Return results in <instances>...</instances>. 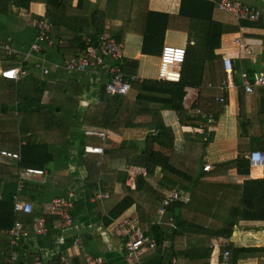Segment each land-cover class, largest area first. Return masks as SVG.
Segmentation results:
<instances>
[{
	"label": "crops",
	"instance_id": "0c3cea01",
	"mask_svg": "<svg viewBox=\"0 0 264 264\" xmlns=\"http://www.w3.org/2000/svg\"><path fill=\"white\" fill-rule=\"evenodd\" d=\"M85 1L84 11L81 0H68L67 9L77 17V21L69 24L88 23L91 30L84 37L86 52L74 56L70 49L73 36L62 28H56V38L60 39L58 41L54 37L53 26L51 35L56 42L54 47L40 42L36 22L48 16V6L43 0H35L27 11L17 9L12 5V0H0V152L6 150L17 153L19 146L23 150L33 141L37 145L46 146L51 158L42 169L46 175L33 178L24 177L25 171L19 161L0 162V197L28 203L33 207L29 214L32 219L28 215H24L26 218L22 216L20 222L25 233L16 238V241L10 233L0 235V240L13 242L10 264H50L60 255L63 256L62 260H66V255L79 257L86 263V258L90 257L100 258L102 264H129L125 253L126 239L117 232L116 222L128 216L136 220L135 208L111 225H107L106 217L125 195L122 174H130L129 185L134 188L136 176H146L147 171L140 168L127 170L123 163L124 157H114L106 170H100V155L89 153L86 148L98 146L108 150L125 144L141 146L149 134L145 124L150 117L134 115L129 122L130 127L122 133L87 125L85 120L89 111L100 102V88L110 80L109 69L112 62L105 61V66L101 68L75 72H69L67 66L74 59L85 58L83 56L89 50V40L91 48L98 49L99 37L108 27L111 28L112 39L118 44V38L125 41L122 44L124 63L127 60L139 61V80H159L162 56L143 53L144 38L136 32L137 28L140 29V20L136 22L140 13L133 10V0ZM239 1L259 8L263 15L259 22L243 25L232 14L219 10L213 13L215 21L231 29L238 28L237 31L230 30L222 36L221 47L216 54L222 58L232 57L233 78L240 89L224 90L227 92L226 106L217 123L208 128L209 133L213 134L209 142L203 138V127L202 131L192 130L181 124L173 111L167 110L161 114L163 122L172 127L175 135V158L182 160L184 155L188 156L189 144L194 143L200 148L202 140L207 141L203 163L211 166L210 171L222 162L238 159L241 154L248 156L254 152L264 153V87L257 88L252 95L242 90L244 74H251L252 79L264 75V0ZM181 3L182 0H150L149 9L153 13L178 16ZM96 27H104L100 35ZM187 27L188 24L183 29L169 30L166 45L186 49L189 39ZM237 40H241L251 53L247 54ZM37 44L41 45L38 52L34 51ZM8 47L14 50L13 54H9ZM17 68L26 72L18 80L2 76L4 71ZM46 70H49V74L45 73ZM212 89L215 88L209 87L206 90ZM221 89H218L214 103H218V97H224ZM137 96L138 92L133 90L127 97L135 100ZM199 102L200 90L186 88L185 109L191 110ZM200 118L206 122L213 120L209 117L210 120ZM62 127L67 132L64 140ZM93 131L105 132L106 138L90 135ZM160 174L156 171L149 180L151 184L158 186L162 192L166 190L165 194L174 190L159 186ZM263 178L264 168L255 167L251 169L249 177L238 176L237 171L232 169L226 173L219 170L218 177L211 179L241 184L245 180ZM100 180L104 181L102 185ZM96 182L104 192H100L99 187L94 188ZM108 194L110 198L105 199L104 196ZM56 198H64L70 204L71 223L67 224L59 216L50 214ZM113 199H118L117 203L114 206L108 205ZM38 222L46 227V232L38 233L35 230ZM238 226L239 230H236ZM247 238H254L257 243L248 244ZM75 239H80L78 246L74 245ZM213 244L212 264H220L222 252L226 250L223 248L226 246L264 248V221L240 222L231 239H217ZM146 256L142 261L149 257ZM238 264H264V252L242 256Z\"/></svg>",
	"mask_w": 264,
	"mask_h": 264
},
{
	"label": "trees",
	"instance_id": "16d2710c",
	"mask_svg": "<svg viewBox=\"0 0 264 264\" xmlns=\"http://www.w3.org/2000/svg\"><path fill=\"white\" fill-rule=\"evenodd\" d=\"M34 1L12 0V5L27 11ZM43 1L48 6L47 18L54 26L55 39L56 28L69 31L71 37L73 36L70 40L72 54L77 56L85 53L87 47L84 37L91 32L88 23L69 24L77 21V17L67 9L68 0ZM81 3L85 11L86 1L81 0ZM149 3L150 0H133V10L140 13L136 19V22L140 20V29L137 28L136 32L144 38L143 53L161 57L168 31L173 28L183 29L188 24L186 60L181 67L179 82L154 79L133 82V90L138 92L135 100L110 93L107 84L100 88V102L89 111L85 120L87 125L122 133L130 127L129 122L133 120L134 115L150 117L145 124L149 134L141 146L125 144L119 148L105 150L104 154L98 156L100 170H106L114 157H124L123 163L127 170L140 168L147 171L146 176H136L134 188L129 185L130 174H122L125 195L112 208L106 217V223L111 225L123 218L130 209L135 208L138 226L157 244L156 250L142 264H212L214 240L231 239L240 222L264 221V178L245 180L241 184L211 179L218 177L219 170L226 173L232 169L237 171L238 176L249 177L252 169L249 156L241 154L236 160L218 164L210 172L205 171L206 166L203 163L204 150L209 138L213 136L208 128L217 123L226 106V103L213 101L226 79L223 58L216 54V51L221 47L222 36L230 30L237 31L238 28L231 29L213 19V13L217 10L215 2L182 0L178 16L153 13L149 9ZM253 23L257 22L243 21L242 24ZM102 28L96 27L99 35ZM118 42L123 46L125 41L118 38ZM122 68L126 77L132 78L137 76L140 64L138 60H127L123 62ZM208 85L215 89L207 91ZM186 88L200 90V102L194 104L191 110L184 107ZM221 94L227 99V92L223 90ZM196 109L212 115L213 120L203 121L193 114ZM167 110L173 111L179 122L192 130L197 131L203 127V138L208 141L202 140L200 148L194 143L189 144V154L184 155L182 160L175 158V135L172 127L167 126L161 116L162 112ZM61 130L64 140L67 132L63 127ZM22 157L19 162L25 172L31 168L42 170L51 159L47 154V147L37 145L33 141L22 150ZM156 171L162 174L159 186L167 190H177L187 196V200L166 207L163 215L159 210L166 190L162 192L149 181ZM99 182L102 185L104 181ZM100 184L96 182L94 188L99 187V191L104 192ZM16 203L13 199L0 197V235L10 233L22 220V216L26 218L16 212ZM28 217L32 219V215ZM165 243L169 245L163 249ZM13 249L12 240H0V264H10ZM223 249L232 252V264H238L242 256L264 252V248H238L233 245ZM62 257L57 256L50 264H87L76 256L65 255L66 260H62Z\"/></svg>",
	"mask_w": 264,
	"mask_h": 264
},
{
	"label": "built area",
	"instance_id": "2783aa9c",
	"mask_svg": "<svg viewBox=\"0 0 264 264\" xmlns=\"http://www.w3.org/2000/svg\"><path fill=\"white\" fill-rule=\"evenodd\" d=\"M215 2L217 6V10L232 14L236 17V19L240 22L250 21V22H259L262 18V11L250 5H246V3L239 0H205ZM36 28L39 31L40 42L47 44L50 47H54L56 42L52 37L53 25L47 18H42L41 20L36 22ZM111 28L108 27L104 34L99 37V48L92 49L90 40L87 42L88 51L85 58L74 59L67 66V70L69 72L75 71H85L88 68L95 69L101 68L105 66V61L112 62L109 69V77L110 80L107 83V88L110 93L118 94L120 96H129L133 91V82L139 81L137 76H133L132 78L126 77L124 74L122 65L125 60V53L123 47L118 44L114 39H112ZM238 44H240L246 51L247 54L251 53V50L243 45L241 40H237ZM1 49V48H0ZM41 50V45L37 44L34 46V51L38 52ZM9 54H13L14 50L8 47ZM186 60V49L183 47L166 45L163 50L162 58H161V67L159 72L158 79L162 82H179L181 78V67ZM223 65L226 73V79L223 83V90H239L240 87L234 82V61L232 57L225 56L223 57ZM26 72L22 69H14L9 71H4L2 76L6 79L10 80H18L21 75ZM46 74H49V70L45 71ZM264 87V75L255 76L252 79L248 74H244L242 88L248 95H252L255 93L257 88ZM216 101L220 104H225V97H218ZM196 116H200L205 119H211L212 116H208L203 111L196 109L193 113ZM209 117V118H208ZM202 131V127L199 128ZM90 135L101 137L102 139L106 138V133L101 131H93L90 132ZM105 137V138H104ZM89 153L94 154H104V148L97 147H88L86 148ZM5 159H2V158ZM7 158V159H6ZM11 160H8V159ZM251 167H261L264 168V153L254 152L249 156ZM21 157L17 154H13L7 151L0 152V161L8 162V161H21ZM206 171L211 170V166L205 167ZM28 171V170H27ZM25 176L27 178L32 177H43L45 173L43 171L38 170H30L25 172ZM105 199H109V195L104 196ZM187 200V197L177 191L172 190L168 192L163 201L161 209L159 213L163 215L165 213V208L175 204L178 201ZM69 207L70 204L64 198H56L53 200L50 214L53 216H59L63 219L67 224L71 223V217L69 215ZM33 208L28 203H22L17 201L16 203V212L18 214L28 215L31 214ZM117 232L120 233L125 239V253H126V261L129 264H142L143 257L147 255L148 252L156 250L157 244L154 240H152L149 236H147L144 231L138 226L137 220L128 216L123 218L122 220L116 222ZM35 230L38 233L46 232V227L41 223H36ZM25 231L22 229L21 222L19 221L16 224V227L10 232L11 236H13L14 241L16 238L24 234ZM80 242V239L74 240V245ZM168 243L163 245V249L168 248ZM88 264H102V260L100 258L92 259L90 257L86 258ZM37 264H41L38 262ZM220 264H232V252L230 250H224L222 252Z\"/></svg>",
	"mask_w": 264,
	"mask_h": 264
},
{
	"label": "rangeland",
	"instance_id": "374dc122",
	"mask_svg": "<svg viewBox=\"0 0 264 264\" xmlns=\"http://www.w3.org/2000/svg\"><path fill=\"white\" fill-rule=\"evenodd\" d=\"M236 18V17H235ZM240 22V21H239ZM97 148H104V147H98V146H96ZM22 148L23 147H21V146H19V148L17 149V153H14V152H11V151H7V152H10V153H13V154H17V155H19L20 157H21V159L23 158L22 157ZM4 151H6V150H3V152ZM252 154V153H251ZM251 154H249L248 156H250ZM98 155H101V154H98ZM2 158V157H1ZM2 159H5V158H2ZM7 159V158H6ZM8 160H11L10 158L8 159ZM0 162H3V161H0ZM7 162V161H6ZM15 162V161H14ZM30 170H38V171H43V170H39V169H30ZM29 171V170H28ZM28 171H26V172H28ZM44 173H45V175H46V172L45 171H43ZM24 177H26L25 176V173H24ZM33 178V177H32ZM117 201H118V199H113V200H110L109 202H108V205H112V206H114L116 203H117ZM32 206V205H31ZM33 208V207H32ZM239 227L240 226H238L237 227V229L236 230H239ZM247 243L248 244H251V245H253V244H255V243H257V240H255L254 238H247ZM153 251H155V250H153ZM153 251H151V252H149L148 253V255L147 256H149V255H151V253L153 252ZM146 256V257H147Z\"/></svg>",
	"mask_w": 264,
	"mask_h": 264
}]
</instances>
